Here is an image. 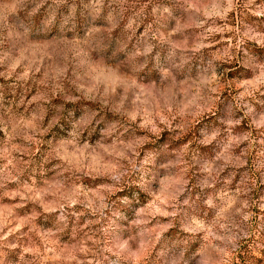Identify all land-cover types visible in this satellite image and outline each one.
Wrapping results in <instances>:
<instances>
[{"label": "rangeland", "instance_id": "1", "mask_svg": "<svg viewBox=\"0 0 264 264\" xmlns=\"http://www.w3.org/2000/svg\"><path fill=\"white\" fill-rule=\"evenodd\" d=\"M0 264H264V0H0Z\"/></svg>", "mask_w": 264, "mask_h": 264}]
</instances>
